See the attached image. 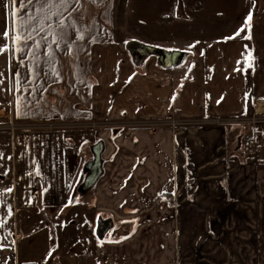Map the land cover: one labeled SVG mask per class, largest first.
<instances>
[{"label": "crops", "instance_id": "obj_1", "mask_svg": "<svg viewBox=\"0 0 264 264\" xmlns=\"http://www.w3.org/2000/svg\"><path fill=\"white\" fill-rule=\"evenodd\" d=\"M7 7L11 105L0 117L208 123L87 138L105 145L103 173L81 197L82 156L69 154L68 133L0 131V264H260L264 144L247 163L242 130L210 122L264 115V0H71L51 20L27 0ZM33 14L40 47L14 43ZM131 44L185 62L133 59Z\"/></svg>", "mask_w": 264, "mask_h": 264}, {"label": "rangeland", "instance_id": "obj_2", "mask_svg": "<svg viewBox=\"0 0 264 264\" xmlns=\"http://www.w3.org/2000/svg\"><path fill=\"white\" fill-rule=\"evenodd\" d=\"M8 1L9 0H0V108L2 110L6 109V106L11 105V98L8 95V89H9V80L7 79V73L9 75L10 73V61H8L9 57L13 52L11 49L12 41L11 38L8 36L7 38L4 37V28L9 26L10 22V12L8 9ZM9 22V23H8ZM3 28V29H2ZM2 29V30H1ZM9 30V27L7 28ZM10 31V30H9ZM0 109V110H1ZM5 115L3 117H0V131L4 132H15L20 134L27 133L30 129H36V130H42L45 132H55L58 131L56 129H62V131L68 133L64 140H66V144L69 146V154H80L82 156L81 161L83 163L82 167L91 159V153H90V146L92 144L84 143V141H87V138L89 140H92V142L96 139H98V136L103 132L110 129H119L122 127H112L110 123H119L124 124L123 128H142L145 127L147 129H157V128H170L174 129L175 127L172 126H162L163 120H159V124H156V121H133L128 122L124 119L121 120H114V122L107 120L103 122H90L87 123L88 125H79V126H64L65 122H47L42 124H36V125H29V124H18L17 122H13V120L8 117L9 111L4 112ZM253 115V114H252ZM263 117L264 115H259ZM241 118V117H239ZM127 122V123H126ZM168 122H172L171 120H168ZM185 122V121H184ZM130 123V124H128ZM11 124H13V130L11 129ZM29 127H28V126ZM185 125V124H183ZM179 125V126H183ZM35 126V127H34ZM238 128L242 130V134H245L247 136V139L250 138V135L253 132L256 133H263L264 134V125L261 124L259 126L257 125H244L241 127H234L233 129ZM27 130V131H26ZM25 131V132H21ZM83 131V132H82ZM148 131V130H147ZM96 142V141H95ZM86 145L85 148L81 149V146ZM94 144V143H93ZM104 144V143H103ZM105 146V145H104ZM254 163V162H253ZM88 193V192H87ZM105 234V233H104ZM104 237V235H103ZM102 237V238H103ZM262 255L260 264H264V247L262 249Z\"/></svg>", "mask_w": 264, "mask_h": 264}, {"label": "water", "instance_id": "obj_3", "mask_svg": "<svg viewBox=\"0 0 264 264\" xmlns=\"http://www.w3.org/2000/svg\"><path fill=\"white\" fill-rule=\"evenodd\" d=\"M128 50L133 59L137 58L139 60L148 57L149 55L157 56L158 63L162 67H178L184 64L186 54L184 53H166L162 50H157L153 48H148L146 51H140L134 44L128 46ZM148 50V51H147ZM100 145V149L97 154H93V160L91 162L85 163L82 168L83 175H86L83 182L77 189L79 196L85 195L87 192L93 189L98 179L102 176L103 161L101 160L102 152L104 149V144L100 141L96 146ZM95 168V172L91 173V169ZM107 224L99 220L95 229V236L101 239L105 233Z\"/></svg>", "mask_w": 264, "mask_h": 264}, {"label": "snow or ice", "instance_id": "obj_4", "mask_svg": "<svg viewBox=\"0 0 264 264\" xmlns=\"http://www.w3.org/2000/svg\"><path fill=\"white\" fill-rule=\"evenodd\" d=\"M91 2L99 4V3H102L103 0H91ZM27 3L28 4L37 3L40 5L39 12H41V13L46 12L45 15L40 17V20H51L52 16H62L63 12L60 11V9L63 8L66 11L67 10L66 6H70L71 0H27ZM53 8H55L56 11H52ZM73 11H75V9H73ZM36 19H37V15L33 14V15H29L28 20H22L21 21L20 27L22 29H25L28 32V35L24 36L23 31L20 32L19 35H16L13 37L14 43L16 41H20L23 38V40L25 42V46H27V41L31 39L34 41V43H36V47H40L39 42L35 41V38L32 35V33L44 31V27H43L42 23H38L36 26H33L31 24V21L36 20ZM248 19L249 20L251 19V15H249ZM26 25H27V27L25 28ZM57 26L60 27L61 29H63L65 27H71L72 25L65 26L64 21L59 20ZM49 27H50V25H49ZM240 31H243V28ZM8 34L9 33L6 30L4 33V37L7 38ZM64 35H65L64 32H61L58 35L54 34L52 43L57 44V47H59L60 41L63 39ZM236 35H239V32H237ZM42 39L46 40V37H42ZM0 50H3V49H0ZM16 50L17 51H23V48H17ZM48 55H49V58L51 59V56L53 55V53H49ZM21 63H23V62L21 61ZM248 67H251V65L249 64ZM18 75H19V73H17V76ZM0 83H2V81H0ZM8 191H11V189H8ZM101 243H103V242H101Z\"/></svg>", "mask_w": 264, "mask_h": 264}, {"label": "built area", "instance_id": "obj_5", "mask_svg": "<svg viewBox=\"0 0 264 264\" xmlns=\"http://www.w3.org/2000/svg\"><path fill=\"white\" fill-rule=\"evenodd\" d=\"M127 123V122H126ZM208 122H168L167 121H163L161 124L162 126H172V127H176L178 125H183V124H207ZM130 124V123H128ZM156 124H159V121H156ZM210 124H225V125H231V126H236V127H241L247 124L250 125H264V116L261 117L259 115H246L243 116L241 118H233V119H229V120H216L213 122H210ZM110 125L112 127H122L125 126L124 124H121V122L119 123H110ZM13 124H11V129L13 130ZM29 127V126H28ZM35 127V126H34ZM264 144V134L263 133H256L253 132L250 135V138L245 142L244 147H243V153L245 155L246 158V162L247 163H252L255 161V158L258 154V151L260 150V148L263 146Z\"/></svg>", "mask_w": 264, "mask_h": 264}, {"label": "flooded vegetation", "instance_id": "obj_6", "mask_svg": "<svg viewBox=\"0 0 264 264\" xmlns=\"http://www.w3.org/2000/svg\"><path fill=\"white\" fill-rule=\"evenodd\" d=\"M100 141H96V142H94V144H92L91 146H90V153H91V159L88 161V162H91L92 160H93V154H97L98 153V151H99V149L101 148L100 147V145H98V146H96L98 143H99ZM95 172V168L93 169H91V173H94ZM85 176L86 175H83V173H82V177H83V179H82V182H83V180H84V178H85ZM81 182V183H82ZM81 185V184H80Z\"/></svg>", "mask_w": 264, "mask_h": 264}, {"label": "trees", "instance_id": "obj_7", "mask_svg": "<svg viewBox=\"0 0 264 264\" xmlns=\"http://www.w3.org/2000/svg\"><path fill=\"white\" fill-rule=\"evenodd\" d=\"M85 147H86V145L83 144V145L81 146V149H83V148H85ZM77 196H79V195L77 194ZM79 197H81V196H79Z\"/></svg>", "mask_w": 264, "mask_h": 264}]
</instances>
